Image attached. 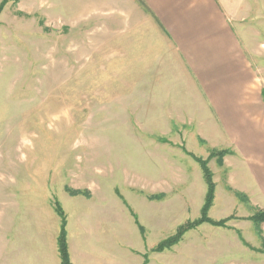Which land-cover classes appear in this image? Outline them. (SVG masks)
I'll list each match as a JSON object with an SVG mask.
<instances>
[{
	"label": "rangeland",
	"instance_id": "1",
	"mask_svg": "<svg viewBox=\"0 0 264 264\" xmlns=\"http://www.w3.org/2000/svg\"><path fill=\"white\" fill-rule=\"evenodd\" d=\"M234 2L222 4L232 9ZM97 5L0 0V264H39V242L54 253L62 224L56 203L67 241L78 248L80 214L96 221V213L111 212L97 234L102 246H111L113 264L124 258L119 221L135 259L130 264L261 262L264 222L256 225L252 217L264 209L231 181L229 144L210 122L190 121L187 108L149 106V89L128 99L126 75L118 74L125 60L102 41L99 18L111 13L102 16ZM245 44L254 50V43ZM162 79L159 85L171 81ZM204 213L213 224H197ZM187 223L195 225L178 234ZM176 235L178 243L158 250Z\"/></svg>",
	"mask_w": 264,
	"mask_h": 264
},
{
	"label": "crops",
	"instance_id": "2",
	"mask_svg": "<svg viewBox=\"0 0 264 264\" xmlns=\"http://www.w3.org/2000/svg\"><path fill=\"white\" fill-rule=\"evenodd\" d=\"M222 1L94 0L95 8L103 9L102 16L111 13L110 18H99L105 28L102 41L110 42L111 50L125 60L126 69L118 74L126 75L125 89L132 92L128 99H135L136 90L149 89L153 99L149 106H182L190 121L202 127L210 122L234 152L231 181L264 209V0H225L235 1L232 9ZM245 43H254V50L248 52ZM151 74L154 83L147 79ZM164 75L171 81L159 85L157 79L163 80ZM97 214L96 221L80 214L77 227L84 239L79 248L75 242L68 243L72 264H102L105 252L107 264H113L111 246H102V236L97 234L102 217L111 219L112 214ZM118 227L125 249L122 264H130L135 259L128 251L124 222L119 221ZM262 230L264 234V226ZM38 244L39 264H52L51 256L53 264H60L54 256L60 258L58 238L54 253ZM20 245L14 253L19 262ZM223 245L230 251L229 243ZM246 264H264V260L249 259Z\"/></svg>",
	"mask_w": 264,
	"mask_h": 264
},
{
	"label": "trees",
	"instance_id": "3",
	"mask_svg": "<svg viewBox=\"0 0 264 264\" xmlns=\"http://www.w3.org/2000/svg\"><path fill=\"white\" fill-rule=\"evenodd\" d=\"M0 9H1V7H0ZM201 165L203 168V172L206 175V178H209V170L206 167L205 163H201ZM208 185H209L208 198H209V200H211L212 199L213 186L211 185V182H209ZM208 204H209V202H208ZM55 205H56L55 209L62 219V224L60 227V233L58 236V250H59L60 258H61L60 264H72L71 259H70L69 245H68V241H67V230H66L67 222H66V218L64 215V211H63L62 207L60 206V204L56 203ZM205 209H207V205H206ZM252 220L256 223V225H260L261 222H264V211H260V210L257 211L256 214L252 217ZM204 222H208V223L213 224V222H210V220L207 218V214H205V213L197 224H202ZM224 223L225 222L222 221V222H218V223L216 222L215 224L223 226ZM194 225L195 224L187 223V224L181 226L178 234H182L185 231H187L188 229L193 228ZM181 238L182 237H180V235H176V236L169 238L168 240H165L164 242H162L160 244L158 250H164L166 248H170L171 246L178 243L181 240Z\"/></svg>",
	"mask_w": 264,
	"mask_h": 264
}]
</instances>
